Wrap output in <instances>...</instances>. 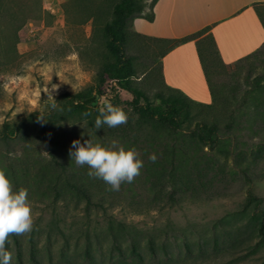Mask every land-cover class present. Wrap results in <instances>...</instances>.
Listing matches in <instances>:
<instances>
[{"label": "trees", "instance_id": "trees-1", "mask_svg": "<svg viewBox=\"0 0 264 264\" xmlns=\"http://www.w3.org/2000/svg\"><path fill=\"white\" fill-rule=\"evenodd\" d=\"M156 1L67 0L65 12L72 9L76 13L78 26L89 20L92 22V34L83 40L80 48L102 58L94 81L76 92L57 95L53 99L57 103L55 109L51 107L53 100H50L46 110L30 111L15 121H4L0 126V141L15 140L22 147V155L16 162L6 161L3 152L0 153V169H4L17 185L21 178L32 174L36 188H47L53 210L59 201L65 212L82 209L87 216L92 210L105 212L114 209L121 202L133 211L180 206L200 195L215 176L214 163L204 148H219L224 153L238 156L234 152L238 145L234 148L229 145L246 129L261 135L260 141L252 144V149L264 158V84H260L264 73L242 91L234 73L228 81L216 80V77L230 72L232 64L249 62L261 47L227 64L212 34L213 24L178 37L150 36L133 29L135 17L153 20ZM252 6L264 27V1L254 2ZM3 7L4 2L0 0V20L4 16ZM8 14L9 22L16 21L14 12ZM18 39L14 35V43ZM187 41L195 43L210 93L208 103L190 98L164 80L163 56ZM145 58L150 63H145ZM120 90L129 93L130 99L124 101ZM105 102L122 108L129 117L127 124L95 129V118ZM84 112L91 115L85 118L82 116ZM68 124L83 125L94 144L109 147L115 140L125 149L139 148L145 155L144 184L139 187L129 185L131 194L127 197L125 189L112 191L102 180L89 177L90 169L77 166L69 156L71 146L64 129ZM43 151L46 156L42 155ZM152 154L157 156L155 162L149 160ZM235 164L240 168L242 162L237 159ZM240 170L246 174V169ZM70 198L74 199L73 205ZM263 201V197L248 189L237 212L243 213L255 227V233L264 238V208L260 207ZM107 231L112 241L110 259L141 257L140 241L125 222L111 220ZM119 234L128 235V249L122 246ZM28 240L29 256L34 258L33 237ZM146 242L148 251L154 255V239L148 236ZM11 243L15 245V256L20 262V242L16 235L10 236L6 244L9 252ZM81 255L94 263L89 240L85 242ZM61 258L65 260L67 255L63 254Z\"/></svg>", "mask_w": 264, "mask_h": 264}, {"label": "rangeland", "instance_id": "rangeland-1", "mask_svg": "<svg viewBox=\"0 0 264 264\" xmlns=\"http://www.w3.org/2000/svg\"><path fill=\"white\" fill-rule=\"evenodd\" d=\"M66 1L3 0L0 126L30 111H44L50 100L60 93L76 92L94 81L102 58L80 48L83 40L92 34V22L89 20L78 26L76 13L72 9L65 12ZM9 12L15 13L16 21L9 22ZM14 35L19 37L15 43ZM144 62L150 63V60L145 58ZM229 71L216 80L228 81L234 73L241 91L250 87L264 73V44L249 62L234 63ZM260 84H264V77ZM120 96L124 101L130 99V94L124 90H120ZM257 123L262 124L261 120ZM64 129L70 146L74 140L93 142L83 125L68 124ZM260 138L261 135L244 130L236 142L229 145H238L233 147L238 156L219 148L205 147L214 163L215 176L200 195L172 208L133 211L121 202L105 212L92 210L89 216L82 209L67 213L60 201L53 210L47 188H36L32 174L21 178L18 185L13 184L14 190H28L35 223L30 233L17 236L20 262L15 256V245L11 243L12 264H264V238L255 233V227L243 213L237 212L248 189L264 198V158L252 149V144ZM21 149V144L15 140L0 141V153L3 152L6 161L16 162L22 155ZM136 150L144 161L145 155L139 148ZM42 155L46 156V152ZM237 159L242 162L240 168L246 169V174L236 167ZM144 182L142 168L134 182L124 183L120 188L125 189L129 197V185L139 187ZM73 200L70 198L71 205ZM260 207L264 208V201ZM111 220L128 225L129 231L140 241V258L110 259L112 241L107 224ZM30 236L36 249L34 258L29 256ZM148 236L154 239V255L147 249ZM118 237L128 249V235L119 234ZM87 240L94 263L81 255ZM63 254L67 255L65 260L61 258Z\"/></svg>", "mask_w": 264, "mask_h": 264}, {"label": "crops", "instance_id": "crops-1", "mask_svg": "<svg viewBox=\"0 0 264 264\" xmlns=\"http://www.w3.org/2000/svg\"><path fill=\"white\" fill-rule=\"evenodd\" d=\"M264 0H157L153 20L135 17L136 31L157 37H178L213 24L211 31L227 64L253 53L264 43V27L252 4ZM165 82L190 98L208 103L209 89L195 43L187 41L162 58Z\"/></svg>", "mask_w": 264, "mask_h": 264}, {"label": "clouds", "instance_id": "clouds-1", "mask_svg": "<svg viewBox=\"0 0 264 264\" xmlns=\"http://www.w3.org/2000/svg\"><path fill=\"white\" fill-rule=\"evenodd\" d=\"M55 87V86H54ZM51 97V96H50ZM57 103L53 100L51 107ZM90 112L82 113L87 118ZM127 113L110 102H105L95 118L94 127L100 129L117 128L128 122ZM85 122H87L85 120ZM69 156L79 167L87 166V175L102 180L112 191H119L124 183H132L141 174L143 161L135 148L125 149L118 141H112L109 147L93 143L90 139L81 143L72 141ZM157 159L156 154L149 157L151 162ZM33 205L29 199L28 190H14L12 180L0 169V264H12V254L6 248L9 237L30 233L34 227Z\"/></svg>", "mask_w": 264, "mask_h": 264}]
</instances>
